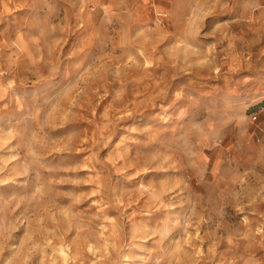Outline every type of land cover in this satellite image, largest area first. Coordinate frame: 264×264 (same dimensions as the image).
I'll list each match as a JSON object with an SVG mask.
<instances>
[{
  "label": "clouds",
  "instance_id": "clouds-1",
  "mask_svg": "<svg viewBox=\"0 0 264 264\" xmlns=\"http://www.w3.org/2000/svg\"><path fill=\"white\" fill-rule=\"evenodd\" d=\"M0 264H264V0H0Z\"/></svg>",
  "mask_w": 264,
  "mask_h": 264
}]
</instances>
